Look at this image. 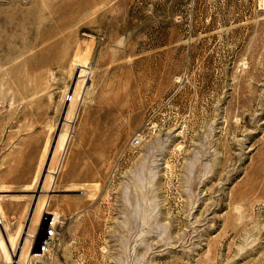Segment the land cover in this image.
Segmentation results:
<instances>
[{
  "label": "rangeland",
  "instance_id": "1",
  "mask_svg": "<svg viewBox=\"0 0 264 264\" xmlns=\"http://www.w3.org/2000/svg\"><path fill=\"white\" fill-rule=\"evenodd\" d=\"M0 264H264V0H0Z\"/></svg>",
  "mask_w": 264,
  "mask_h": 264
},
{
  "label": "built area",
  "instance_id": "2",
  "mask_svg": "<svg viewBox=\"0 0 264 264\" xmlns=\"http://www.w3.org/2000/svg\"><path fill=\"white\" fill-rule=\"evenodd\" d=\"M70 99V98H69ZM134 145H139L141 143V137L137 136L132 140ZM49 217V215H48ZM58 236V219H55L54 216H52L47 221V228L45 230V237L40 243V252L45 253L49 251L51 248V242L54 238Z\"/></svg>",
  "mask_w": 264,
  "mask_h": 264
},
{
  "label": "bare ground",
  "instance_id": "3",
  "mask_svg": "<svg viewBox=\"0 0 264 264\" xmlns=\"http://www.w3.org/2000/svg\"><path fill=\"white\" fill-rule=\"evenodd\" d=\"M70 98V97H69ZM69 101H70V99H68ZM67 147H68V140H64L63 141V143H62V145H61V154H60V156H59V160H58V166H59V168L63 165V162H64V158H65V154H66V150H67ZM49 157V156H48ZM48 157H47V160H48ZM46 172H47V170L45 171V172H42V175H44V174H46ZM55 174V173H54ZM45 176H47V175H45ZM50 177L54 180L55 179V177L52 175V174H50ZM42 179V176L40 177V179H39V176L37 175L36 177H35V179H34V183L33 184H36L38 181H39V183H40V180ZM54 185H55V182H54ZM54 185H53V187H54ZM31 189V188H30ZM27 191V190H26ZM50 191V190H49ZM30 192V191H29ZM18 194V193H17ZM51 196V195H50ZM49 199H50V197L48 196L47 197V200L46 201H44L43 203H41V206L39 207L40 208V215H41V213L43 214L44 213V215L46 214V215H53L54 214V212H50V211H48V209H47V207H48V202H49ZM56 214V213H55ZM55 217V219H57L56 218V216H54ZM40 218V217H39ZM46 228H47V223H46V227H45V230H46ZM29 236H30V233H27ZM44 237H45V231H44ZM43 240V239H42ZM3 247H4V245H3ZM33 253H37V251H34Z\"/></svg>",
  "mask_w": 264,
  "mask_h": 264
},
{
  "label": "water",
  "instance_id": "4",
  "mask_svg": "<svg viewBox=\"0 0 264 264\" xmlns=\"http://www.w3.org/2000/svg\"><path fill=\"white\" fill-rule=\"evenodd\" d=\"M68 105V104H67ZM50 157V156H49ZM49 162H50V160H49ZM49 162H47V163H49ZM45 175V174H44ZM42 176V179L40 180V186H42L43 185V182H44V179H45V176Z\"/></svg>",
  "mask_w": 264,
  "mask_h": 264
}]
</instances>
